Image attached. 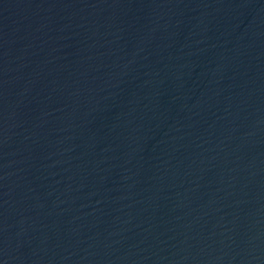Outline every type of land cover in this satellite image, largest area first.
I'll return each mask as SVG.
<instances>
[{"label": "water", "instance_id": "1", "mask_svg": "<svg viewBox=\"0 0 264 264\" xmlns=\"http://www.w3.org/2000/svg\"><path fill=\"white\" fill-rule=\"evenodd\" d=\"M0 264H264V0H0Z\"/></svg>", "mask_w": 264, "mask_h": 264}]
</instances>
